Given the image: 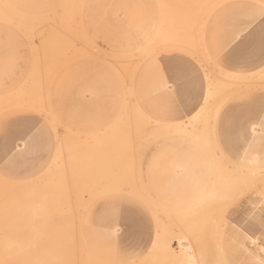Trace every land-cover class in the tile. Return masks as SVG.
Returning a JSON list of instances; mask_svg holds the SVG:
<instances>
[{
  "label": "rangeland",
  "instance_id": "obj_1",
  "mask_svg": "<svg viewBox=\"0 0 264 264\" xmlns=\"http://www.w3.org/2000/svg\"><path fill=\"white\" fill-rule=\"evenodd\" d=\"M186 263L264 264V0H0V264Z\"/></svg>",
  "mask_w": 264,
  "mask_h": 264
},
{
  "label": "bare ground",
  "instance_id": "obj_2",
  "mask_svg": "<svg viewBox=\"0 0 264 264\" xmlns=\"http://www.w3.org/2000/svg\"><path fill=\"white\" fill-rule=\"evenodd\" d=\"M205 71H206V70H205ZM19 104H20V102H19ZM181 129H182V128H181ZM181 184H182V183H181ZM191 251H192V250H191ZM187 252H188V251H187ZM185 253H186V252H185ZM189 253H191V252H189ZM189 253H188V254H189ZM189 255H190V254H189ZM186 264H187V263H186ZM192 264H193V263H192Z\"/></svg>",
  "mask_w": 264,
  "mask_h": 264
}]
</instances>
